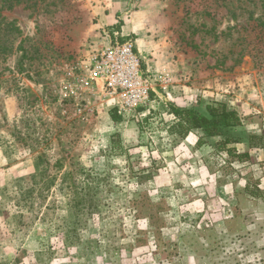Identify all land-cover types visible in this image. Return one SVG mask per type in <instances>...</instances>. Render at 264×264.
<instances>
[{"label": "rangeland", "instance_id": "1", "mask_svg": "<svg viewBox=\"0 0 264 264\" xmlns=\"http://www.w3.org/2000/svg\"><path fill=\"white\" fill-rule=\"evenodd\" d=\"M0 16L18 29L0 27V219L22 264H264V0H0ZM103 31L156 82L118 119L89 74ZM213 102L242 125L200 147L170 133L169 104ZM225 137L255 149L238 162Z\"/></svg>", "mask_w": 264, "mask_h": 264}, {"label": "built area", "instance_id": "2", "mask_svg": "<svg viewBox=\"0 0 264 264\" xmlns=\"http://www.w3.org/2000/svg\"><path fill=\"white\" fill-rule=\"evenodd\" d=\"M108 42L91 51L89 74L100 85L105 104L118 115H132L151 102L156 82L143 67L135 40H118V32L103 31Z\"/></svg>", "mask_w": 264, "mask_h": 264}, {"label": "trees", "instance_id": "3", "mask_svg": "<svg viewBox=\"0 0 264 264\" xmlns=\"http://www.w3.org/2000/svg\"><path fill=\"white\" fill-rule=\"evenodd\" d=\"M15 1L16 3H20L22 0ZM1 25L3 26L2 33L5 30H9V28L11 32L18 31L12 22H6L5 18L0 16V27ZM1 37L0 34V39ZM124 40H126V38L121 39V41ZM7 49L5 45H2L0 47V53H4ZM151 96H153V94H151ZM168 108L169 113L172 114L174 118L173 124L170 126V133L176 135L180 140H185L190 132L199 130L201 136L196 140V146L198 147L205 143L206 138L223 136L224 130L237 128L242 125V119L239 114L220 102L204 104L201 110L192 107L180 108L174 104H169ZM113 112V114H116L115 111ZM112 118L118 119L120 116L116 114ZM233 143H236L235 140L225 137L217 144V148L224 151L225 154L232 159L235 158L238 162L245 161L249 154L237 153L233 148H229L228 145ZM249 147H253L251 139H249ZM245 190L248 189L245 187ZM248 193L251 195V192Z\"/></svg>", "mask_w": 264, "mask_h": 264}, {"label": "crops", "instance_id": "4", "mask_svg": "<svg viewBox=\"0 0 264 264\" xmlns=\"http://www.w3.org/2000/svg\"><path fill=\"white\" fill-rule=\"evenodd\" d=\"M121 3L122 2H119V4L110 3V7H111V5H113V7H111L112 8L111 13H117V9H119L121 7ZM110 7H109V9H110ZM131 24H132V21L129 22V24H128L129 26L127 25V27H126L127 30H123V35H128V33H129L128 31L130 29L131 30L133 29ZM128 27H129V29H128ZM107 42L105 40V44ZM194 131H196V133L199 132L198 130H194ZM195 138H196V136H195ZM254 149L255 148H253V147H248L247 148L248 153H251L252 150H254ZM5 220H6V217H3L2 221L0 219V264H12L13 259H14L15 264H22L24 262L23 260L21 261V259L24 258L23 252L21 250H15L13 252L11 247L9 246V244L6 243L7 241H6L4 232L7 231L6 229H8V227H6V225H5V222H6ZM263 249H264V246H263Z\"/></svg>", "mask_w": 264, "mask_h": 264}]
</instances>
